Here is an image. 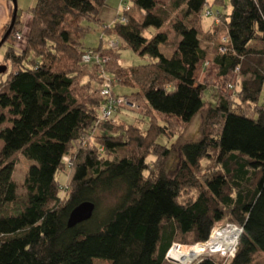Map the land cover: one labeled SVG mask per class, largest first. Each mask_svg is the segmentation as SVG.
Masks as SVG:
<instances>
[{
  "label": "trees",
  "instance_id": "16d2710c",
  "mask_svg": "<svg viewBox=\"0 0 264 264\" xmlns=\"http://www.w3.org/2000/svg\"><path fill=\"white\" fill-rule=\"evenodd\" d=\"M158 1L132 0L126 22L110 27L99 18L108 0H36L24 48L6 41L0 264H174V244L206 242L220 222L244 230L229 264L264 255V46L252 47L264 44V0H229L230 11L227 0ZM205 18L213 19L207 29ZM90 24L103 33L98 49L84 46ZM104 36L119 49L105 48ZM124 47L148 63L125 69ZM88 52L107 64H85ZM210 69L220 80L216 106L205 99ZM107 80L138 114L102 118ZM206 107L200 141L179 147L180 166L167 175L172 150L160 140L180 138ZM20 155L35 162L22 184ZM87 202L93 217L70 228V214Z\"/></svg>",
  "mask_w": 264,
  "mask_h": 264
},
{
  "label": "rangeland",
  "instance_id": "374dc122",
  "mask_svg": "<svg viewBox=\"0 0 264 264\" xmlns=\"http://www.w3.org/2000/svg\"><path fill=\"white\" fill-rule=\"evenodd\" d=\"M121 2H122V0H108L107 6L101 10L99 18L104 22L105 25H107V26L114 25L117 17H119V15L122 14V12H123L122 5L123 4ZM158 2H159V6L167 4V0H159ZM129 4L131 5V2H129ZM227 4L229 7V11H230L231 6H230L229 0H227ZM35 5H36V0H17V6H18L17 21H18V23H17V25L15 23V27L13 28L15 31L13 30L14 32L12 31L11 35L8 38L9 45L19 46V47L24 48L25 44H23V42H22L23 40L18 41L16 39L15 35L17 33H19L20 35H22L24 37L23 39H25L26 36L29 34L31 22H32V17H31L30 11L33 7H35ZM13 15H14V11H13ZM118 20H120V19H118ZM212 21H213V19H211V18L210 19L205 18L204 26L206 29L211 25ZM89 27H90V32L86 35V37L84 39V46L88 49H98L100 47V45H102L101 39L103 37V33H102L101 29L99 28V26H97L95 24H90ZM4 36H5V33H4L3 37ZM223 36H225V33L221 34L219 41H222V39L223 40L225 39V37H223ZM104 37H105V39H104V41H102L103 44L107 40H109V41L115 40L116 42L121 43V41L116 39L115 37H109V36H104ZM171 42L172 43L167 47L162 46V52L166 55H171L175 50V45H176L177 41H176L174 35L171 36ZM263 46H264V44L261 42H256L252 45L253 48H261ZM7 49H8V44H5L0 49V66L8 68V74H9L11 71V70H9V68L11 66H10V64H7V62L5 60V53H6ZM119 55H120V60H121L120 65L122 63V65L125 69L135 67V66H139V65H144V64L148 63L147 58H142L139 55L135 54L133 51H131L125 47L122 48L121 50H119ZM217 73H218L217 70L210 69L208 71L207 81L205 82L206 86L208 87V90L206 91V94H205V99L208 102H210L213 106L217 105L218 96L221 92L218 90L219 89L218 85L220 83V80L217 77ZM199 77H200V80L203 82V80L205 78L203 71L199 72ZM5 79H7V75H5L3 78L1 77L2 81ZM115 92L121 93V94H126V95L132 93V91L130 89L122 88L120 86L115 87ZM127 110L132 111V112L128 113L131 116L138 114L135 112L138 109H127ZM206 112H207V107L205 108V110L202 113L198 114L194 118L192 123L185 129L183 135L180 138H175L172 141H167L165 139L160 140V143L162 145H167L172 150L171 154H170V156L166 162V165H165V171H166L167 175H169V174L173 175L178 170V168L180 166V163L182 161V155H181V152L179 150V147L184 145V144H187V143H194V142L200 141V139L202 137V132H201L202 122H203L204 117L206 116ZM122 121H124L127 124H133L135 120L132 117L126 116V117H122ZM146 124L147 123L141 125V127L143 129L146 128V126H147ZM34 164H35V162L26 159L22 155L19 156V164H18L17 171L15 174V179L18 183L22 184L24 182L29 168ZM172 175H170V176H172ZM108 201H110V200H108ZM94 264H111V263L105 262V261H95ZM254 264H264V255H259L258 258L255 260Z\"/></svg>",
  "mask_w": 264,
  "mask_h": 264
},
{
  "label": "built area",
  "instance_id": "2783aa9c",
  "mask_svg": "<svg viewBox=\"0 0 264 264\" xmlns=\"http://www.w3.org/2000/svg\"><path fill=\"white\" fill-rule=\"evenodd\" d=\"M131 1L132 0H122L123 12L121 15H119L118 18L123 23L126 22L124 13L129 12L131 10V5L129 4V2ZM208 16H212V11H210V9H207L206 11V17ZM219 20L220 18H217L216 22L219 23ZM15 37L18 41H22L24 38L19 33H17ZM223 44L224 46H226L227 44L226 39H224ZM103 46L105 48H111L113 50H117L119 49L120 44L116 42L115 40L113 41L107 40L106 42H104ZM83 62L85 64H92L93 62L94 63L97 62V64L105 65L108 62V58L107 57L100 58V57H97V55L93 54V52H88L87 54L83 56ZM206 66H209V64L207 63ZM112 90H113V83L112 81L107 80L105 82L103 95L106 98H108V102L106 106L102 108L101 110V115L103 119L105 120L112 119L115 116V114L118 112V110L120 109H138L134 101H131L130 99L125 98V97H116L113 95ZM215 233L217 236L216 239L214 236ZM243 233H244L243 228H241L240 226L236 224L229 223V222H226V223L220 222L214 226L206 242L198 243L194 246H185L181 244H174L173 246H185V247H190V248L198 247V246H201V247L209 246L211 248L210 251L204 253L196 262H194V264H200L202 261H204L207 258H217L223 261L224 264H228L233 259L236 258L237 251H238L241 239L243 237ZM167 259L169 260L168 254H167ZM169 261L174 264H179L172 260H169Z\"/></svg>",
  "mask_w": 264,
  "mask_h": 264
},
{
  "label": "water",
  "instance_id": "95a60500",
  "mask_svg": "<svg viewBox=\"0 0 264 264\" xmlns=\"http://www.w3.org/2000/svg\"><path fill=\"white\" fill-rule=\"evenodd\" d=\"M13 5H14V15L12 18V22L5 36L2 38V41L0 42V49L8 40L9 36L11 35L13 31V28L15 27V23L17 21V15H18L17 0H13ZM6 69H7L6 67L0 66V75L4 73ZM94 212H95L94 204L90 202L81 204L80 206L75 208L70 214L69 222H68L69 227L73 228L79 224L89 221L93 217Z\"/></svg>",
  "mask_w": 264,
  "mask_h": 264
},
{
  "label": "bare ground",
  "instance_id": "6f19581e",
  "mask_svg": "<svg viewBox=\"0 0 264 264\" xmlns=\"http://www.w3.org/2000/svg\"><path fill=\"white\" fill-rule=\"evenodd\" d=\"M214 236L216 239V233ZM210 249L211 248L209 246H198L193 248L185 246H173L168 253V258L169 260L179 264H194V262H196L204 253L210 251Z\"/></svg>",
  "mask_w": 264,
  "mask_h": 264
},
{
  "label": "crops",
  "instance_id": "0c3cea01",
  "mask_svg": "<svg viewBox=\"0 0 264 264\" xmlns=\"http://www.w3.org/2000/svg\"><path fill=\"white\" fill-rule=\"evenodd\" d=\"M13 11V0H0V41H2L6 28L12 22Z\"/></svg>",
  "mask_w": 264,
  "mask_h": 264
}]
</instances>
